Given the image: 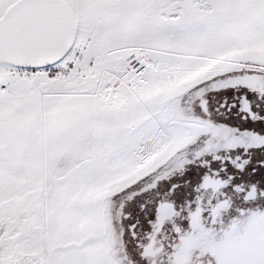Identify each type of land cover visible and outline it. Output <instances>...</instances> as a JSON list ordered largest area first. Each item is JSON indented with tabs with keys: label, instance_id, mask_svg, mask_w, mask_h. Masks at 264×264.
Returning a JSON list of instances; mask_svg holds the SVG:
<instances>
[{
	"label": "snow or ice",
	"instance_id": "snow-or-ice-1",
	"mask_svg": "<svg viewBox=\"0 0 264 264\" xmlns=\"http://www.w3.org/2000/svg\"><path fill=\"white\" fill-rule=\"evenodd\" d=\"M0 264H264V0H0Z\"/></svg>",
	"mask_w": 264,
	"mask_h": 264
}]
</instances>
